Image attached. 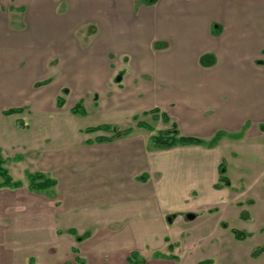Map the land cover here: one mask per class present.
Masks as SVG:
<instances>
[{
	"label": "crops",
	"instance_id": "0c3cea01",
	"mask_svg": "<svg viewBox=\"0 0 264 264\" xmlns=\"http://www.w3.org/2000/svg\"><path fill=\"white\" fill-rule=\"evenodd\" d=\"M107 1L109 8L117 7L116 0ZM164 2L132 9H139L145 29L137 30L141 36L131 48L105 38L114 57L82 55L77 68L70 62L74 40L60 39L51 23L40 35L13 27L6 17L10 12L0 6V157L12 182L21 184L0 188V264H129L131 253L144 264H171L179 260L160 250L176 232L203 234L220 224L230 229L215 213L232 204L240 208L241 219L252 218L234 197L243 192L236 191L225 164L229 186L218 182V168L225 156L240 160L237 145L264 150V0H195L193 28L187 26L186 10L174 8L173 0ZM100 14L107 19L120 12ZM158 41L167 46L159 49ZM124 52L129 58L116 63L115 55ZM207 56L211 66L203 62ZM61 71L72 77L60 78ZM65 87L75 97L96 95L102 109L127 115L138 131L118 128L131 132L111 142L96 141L112 136L96 135L102 132L74 141V127L61 115L68 109L56 104ZM153 109L159 112L143 115ZM162 113L170 119L165 125L174 122L181 136L203 144L152 148V127L148 131L137 123L148 124L139 119L148 116L162 121ZM7 119L16 126L5 125ZM26 173H40L54 185L32 190ZM233 174L250 180L245 167ZM257 181L263 185L264 176ZM191 193L200 194L202 208L212 213L202 227L176 220L180 215L196 219L201 206H186ZM222 235L213 236L217 255ZM246 239L234 237L232 245L243 255L264 247H243ZM200 247L207 251L204 243ZM262 257L264 252L252 256Z\"/></svg>",
	"mask_w": 264,
	"mask_h": 264
},
{
	"label": "rangeland",
	"instance_id": "374dc122",
	"mask_svg": "<svg viewBox=\"0 0 264 264\" xmlns=\"http://www.w3.org/2000/svg\"><path fill=\"white\" fill-rule=\"evenodd\" d=\"M181 1H183V3H181ZM115 3H118L116 4L117 7L111 9L109 7L112 5L106 6L103 0H0V6L4 8L1 11L10 12L6 17L9 19L11 26L17 28L23 26L28 33L35 31L37 35H40L38 33L45 34L42 30L45 28L47 29V24L51 23L53 25V33L57 34L60 39L69 37L70 41L74 40L75 44L74 42L72 43L75 45L76 55L74 54V58L71 57L70 62L72 65L76 66V68L79 66L76 65V59L82 58V55H90V57L96 59L106 56L108 60L114 57L112 53H108L106 50L107 44L105 38L110 39L108 44L113 41L111 45L117 43L118 46L131 48V46L128 45L135 42L137 38L141 36V32H137V30L139 28L142 30L145 28L139 25L140 18L138 17H140V11L138 9L134 12L132 9L146 6V4L141 0H116ZM164 3L168 4L169 0H166ZM161 7L162 6H159L158 8ZM173 7L183 9L184 11L186 10V12L190 14H186L189 18L187 19V26L193 28L195 0H173ZM103 9H106V11L113 10L115 12H120V15L104 19L100 14ZM127 12L128 14H126ZM133 12L137 15L135 21L133 20ZM40 21L42 23H40ZM44 23L46 24L45 26L43 25ZM106 26L109 30L106 29ZM48 31H50V29H48ZM108 31H110V36L107 35ZM190 35L193 37V31ZM115 37L116 41H114ZM190 44L191 47H194V38H191ZM155 45L158 48L167 46L166 43L164 45L163 41H158ZM124 53L126 54H123V57H120V54L115 55L116 63L119 62L123 64L122 62H125L129 58L127 56L128 53ZM203 62L204 64H208V66H211L213 63L210 56L204 57ZM111 64L112 68H115L116 64L110 63V65ZM72 65L70 68L74 70ZM63 72L64 71H61L59 73L60 78H63L64 74L65 77L68 74V77H72V72ZM76 85H78L79 88V84H75V86ZM68 88L65 87L64 92H60V98L63 99V101L65 100L64 110L66 108L68 109L61 115L63 117H69L66 123L70 124L69 128L74 127V141L79 140L78 138L81 136L85 137L83 135H86V133L84 131L80 133V129L99 125H108L119 129L130 128L134 131H138L132 119L127 117V115H120L119 113L102 109L101 104L97 102L98 97L96 95L94 96L92 93H88L87 95L82 94L79 95V97H75L65 93V91H68ZM111 98L113 99L112 95L108 97V99ZM77 103H81V107L84 110L83 114L79 113L74 115L70 112V109ZM18 117L20 118V116ZM139 119L151 125V132H153V134H157L159 130L164 131L166 128L169 129V125H165L159 119H151L149 116L140 117ZM14 122L15 121L12 119H7L4 124L11 126L15 125ZM0 124H2L1 121ZM1 127L0 125V128ZM69 131L71 133V129H69ZM142 132L147 133L145 131ZM1 133L0 131V134ZM104 133L106 132L97 133L96 135L110 136ZM96 135H91L90 137L94 138ZM57 145L59 148V144ZM49 146L43 145L41 148L47 149ZM242 147L245 146L242 145ZM62 148L63 147H60V149ZM236 150L240 160L229 159L225 156L223 164H225L228 170V177L237 188L236 191L242 190L241 192H243L241 195H234V197L240 200L241 203H244L242 208L246 209V213L252 218L250 220L241 219L239 217L240 208L237 204H232L228 209L219 208L215 214L220 218L219 221L226 223L230 229L232 228L245 233L247 239L241 242L243 247L255 248L257 246H264V184H261V186L257 181V179H259L261 182V177L264 176V150H260L255 146L241 149L240 145H237ZM239 166H241L242 169L245 167L246 177L250 176V180L247 179V181L244 178H237L236 175L233 174L234 171L237 174V168H239ZM27 168L31 170L30 166ZM9 171H11L13 175L16 174L12 169H9ZM241 172L243 173V170H241ZM199 196L200 194L191 193L186 199V206L190 208V210L194 207L201 206L198 210L196 219L194 221H187L183 220L182 215H180L181 219L177 217V222L182 221L184 225H190V227H202V225L205 224L208 216L212 213L211 210H205L204 207L202 208ZM248 199L253 201L254 204L252 206L245 202ZM230 229L224 230L220 224L216 229L213 227L209 228L203 234L194 233L191 230L189 233L186 232L187 234L179 231L169 237L168 241L164 242V248L162 247L163 249L160 251L168 255H173L179 260L171 264H264V257L257 260V258H252V255H243L241 249L238 251L232 246L236 240H234ZM216 231L224 235H222V241L219 242L223 250L220 251L218 255L217 251H213L216 245L213 236ZM57 233L58 235H62L64 232L58 230ZM175 240L177 241L176 243L174 242ZM203 243L208 247L206 248L207 251L200 247ZM169 244L172 245V249H168L170 246ZM195 244L200 245L196 246ZM156 250L159 251V247L156 248ZM233 253L237 255L235 258H233ZM156 260H159V258Z\"/></svg>",
	"mask_w": 264,
	"mask_h": 264
},
{
	"label": "trees",
	"instance_id": "16d2710c",
	"mask_svg": "<svg viewBox=\"0 0 264 264\" xmlns=\"http://www.w3.org/2000/svg\"><path fill=\"white\" fill-rule=\"evenodd\" d=\"M145 4L148 5H153L157 2V0H141ZM58 107H62L64 105V101L61 98L57 99L56 102ZM84 110L81 107V103H77L71 110L73 114H79V113H84ZM158 109H153L152 111L144 112L143 115L147 114H154L158 113ZM155 116L153 115V118ZM160 118L164 124H168L170 122V119L166 114H161ZM134 120L137 119V117H133ZM137 126L139 128L146 129L148 131L151 130V126L144 123V122H138ZM85 133H95V132H106V133H112V136L109 138H97V142L105 141V142H111L114 139L123 137L128 135L131 131L124 130L121 131L116 127L113 126H108V125H99L95 127H89L83 130ZM217 136L213 139L215 140ZM151 146L154 149H168L171 147H174L176 145H201L203 144V141L194 138V137H187V136H181L178 132L177 125L172 122L170 125V128L164 131H159L156 135L152 136L151 139ZM218 173H219V178L218 182L222 183L224 186H229V180L224 176L225 174V166L224 164H220L218 168ZM26 177L29 180V185L32 190H46L51 188L54 185V181H51L50 179H46L44 175L37 173V174H29L26 173ZM0 178L2 179V182L0 184V188L2 187H14L18 188L21 186L20 183L18 182H12L11 177L8 174V171L3 167V160L0 157ZM242 217H244V213L241 214ZM223 227H226L225 224H223ZM232 234L234 235L236 240H244L246 238V235L238 230H232ZM264 252V247H260L254 251L252 256H257L258 254ZM157 257H167L170 259H174L173 256H165V255H160L156 254ZM129 264H144V260H139L136 258L135 253H131L130 256L127 259Z\"/></svg>",
	"mask_w": 264,
	"mask_h": 264
},
{
	"label": "water",
	"instance_id": "95a60500",
	"mask_svg": "<svg viewBox=\"0 0 264 264\" xmlns=\"http://www.w3.org/2000/svg\"><path fill=\"white\" fill-rule=\"evenodd\" d=\"M186 218H187L188 220H192V219H194V215H192V214H188V215H186Z\"/></svg>",
	"mask_w": 264,
	"mask_h": 264
}]
</instances>
